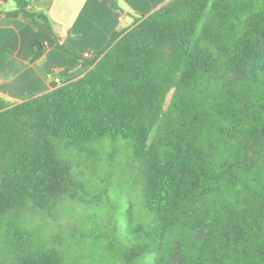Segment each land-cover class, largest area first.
Segmentation results:
<instances>
[{"label":"trees","instance_id":"1","mask_svg":"<svg viewBox=\"0 0 264 264\" xmlns=\"http://www.w3.org/2000/svg\"><path fill=\"white\" fill-rule=\"evenodd\" d=\"M14 1L0 14L56 36L30 0ZM56 47L81 77L0 99V264H66L69 250L37 243L25 216L83 202L61 150L107 135L132 141L144 203L136 224L125 210L129 244L101 260L264 264V0H169L98 52Z\"/></svg>","mask_w":264,"mask_h":264},{"label":"crops","instance_id":"2","mask_svg":"<svg viewBox=\"0 0 264 264\" xmlns=\"http://www.w3.org/2000/svg\"><path fill=\"white\" fill-rule=\"evenodd\" d=\"M53 22L56 36L25 16L0 14V99L16 104L51 89L49 71L71 69L59 76L76 79L85 73L81 60L56 47L89 55L103 49L114 31L130 29L135 16L149 15L169 0H30ZM14 0H0L12 10Z\"/></svg>","mask_w":264,"mask_h":264},{"label":"rangeland","instance_id":"3","mask_svg":"<svg viewBox=\"0 0 264 264\" xmlns=\"http://www.w3.org/2000/svg\"><path fill=\"white\" fill-rule=\"evenodd\" d=\"M61 154L71 161L74 176L84 184V201L64 199L51 217L29 213L25 225L37 243L68 249L66 264H120L112 258L101 260L100 255L106 247L129 244L128 205L135 212L133 224L138 222L136 212L143 209L144 183L133 158L132 141L107 135L62 149Z\"/></svg>","mask_w":264,"mask_h":264},{"label":"built area","instance_id":"4","mask_svg":"<svg viewBox=\"0 0 264 264\" xmlns=\"http://www.w3.org/2000/svg\"><path fill=\"white\" fill-rule=\"evenodd\" d=\"M49 76H50V79L52 81H55L56 83H59V84H61L63 81H65V80L61 79L59 77V75H57V72L54 70L51 73H49Z\"/></svg>","mask_w":264,"mask_h":264}]
</instances>
